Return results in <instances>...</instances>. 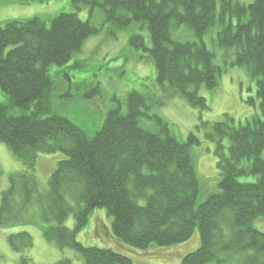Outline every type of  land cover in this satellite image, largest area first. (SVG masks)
Wrapping results in <instances>:
<instances>
[{"label": "trees", "instance_id": "1", "mask_svg": "<svg viewBox=\"0 0 264 264\" xmlns=\"http://www.w3.org/2000/svg\"><path fill=\"white\" fill-rule=\"evenodd\" d=\"M14 1L28 10L31 1L47 9L45 4L56 0ZM83 7L85 21L79 16ZM51 8L54 11L43 20L0 26V91L8 97L7 104H0V143L29 169L14 176L3 195L0 229L29 225L27 215L36 205L47 226V242L60 250H74L86 264H136L111 248L78 242L76 235L87 227L91 215L105 210L113 236L138 252L181 245L198 231L199 248L181 264H264V233L254 227L255 220H264V0H71V13ZM98 11L103 24L132 30L137 23L148 31L151 48L136 33L131 47L150 53L157 83L168 87L172 98L180 96L201 112L208 105L198 91L214 90L222 69L204 44L175 39L173 28L186 26L201 40L218 26L225 57L232 55V66L246 68L256 80L261 116L254 115L239 127L232 117H225L212 124L206 136L214 143L218 160L216 191H208V181L198 176L193 148L201 141L196 132L186 142L179 141L168 121L149 112L159 104H150L147 95L132 91L126 113L115 99V107L93 137L68 118L53 114L55 82L49 68L68 64L98 34L103 27L94 23ZM101 94L96 86L85 97ZM16 109L24 113L15 115ZM55 154L65 158L50 176L48 192L40 194L37 160L39 155ZM203 190L208 196L199 204ZM70 216L73 229L65 226ZM19 234L8 237L7 243L22 253L31 249L33 238L26 231ZM31 261L23 257L21 264Z\"/></svg>", "mask_w": 264, "mask_h": 264}, {"label": "rangeland", "instance_id": "2", "mask_svg": "<svg viewBox=\"0 0 264 264\" xmlns=\"http://www.w3.org/2000/svg\"><path fill=\"white\" fill-rule=\"evenodd\" d=\"M246 1L250 3L253 0ZM70 2L49 1L45 5L50 8L44 9L37 8V3L31 1L27 5L29 9L26 10L16 4L17 1L0 0V24L17 19L29 20L41 12H37L38 9H42L43 16L54 11L51 7L59 8L61 14L71 13ZM86 10L87 7H83L79 13L84 21L87 19L84 17ZM94 23L98 26L103 25L98 34L91 37L68 64L52 65L49 68V74L55 82L51 97L53 114L68 118L87 136L93 137L101 130L108 112L115 107V99L121 105L123 113H126L127 96L132 91L147 95L150 104L155 106L159 104L149 112L156 113L168 121L179 141L186 142L190 133L196 132L201 141V145L193 148L198 176L208 181L206 186L208 191L211 189L213 192L216 191L219 177L218 160L213 152L214 143L206 137L211 132V125L222 122L225 117H232L234 126L239 127L254 115L261 116L256 80L249 75L246 68L232 66V55L225 57L226 51L218 43L220 28L213 27L201 40L186 26L173 28L172 31L175 39L204 44L215 54V64L222 69L218 86L214 90L201 87L198 91L199 95L207 100L208 105V109L201 112L192 108L180 96L172 98L171 90L157 83V69L150 60V53L131 47L130 39L132 34L136 33L143 35L146 47L151 48L152 42L148 31L140 29L139 24H134L135 28L132 27V30H118L109 24H103L100 11L97 12ZM111 32L115 34L112 35ZM96 86L101 89V96L86 98L85 95ZM248 99H253L254 103H248ZM7 103L8 97L0 91V104ZM22 113L24 112L19 109L14 111L15 115ZM202 122L209 124L201 126ZM196 126L201 127L196 130ZM148 127L151 128L150 124ZM64 158L62 154L39 155L36 173L42 192L47 190L53 170ZM40 169L43 171L40 172ZM28 170L7 145L0 143V197L8 190L14 176ZM253 180L254 178L240 179L241 182ZM203 193L204 190L199 197V204L208 196ZM39 216L40 211L35 205L27 215L30 219L29 225L0 229V264H21L23 257L31 258L32 264H57L62 259H70L72 264H86L74 250H60L57 244L47 242L44 236L47 226L40 221ZM74 224V218L70 216L65 226L73 229ZM254 227L264 233V220H255ZM23 231L32 236V246L25 252L17 253L9 246L7 238L14 236L13 234L20 235L19 233ZM76 236L78 242L85 247L111 248L131 257L136 264H181L186 255L196 251L200 246V234L196 231L188 242L181 245L161 249L153 247L147 252H138L120 243L113 236L111 220L105 210H96L89 218L87 227L78 231Z\"/></svg>", "mask_w": 264, "mask_h": 264}, {"label": "bare ground", "instance_id": "3", "mask_svg": "<svg viewBox=\"0 0 264 264\" xmlns=\"http://www.w3.org/2000/svg\"><path fill=\"white\" fill-rule=\"evenodd\" d=\"M23 3H25L26 2V0H21ZM71 1V0H70ZM46 7H49V6H46ZM39 11H41V12H39ZM37 12H39L38 14H36L33 18H40V17H42L43 16V13H42V9H38L37 10ZM36 12V13H37ZM0 18H1V13H0ZM17 20H20L21 21V19H17ZM43 20V19H42ZM46 21V23H50V22H47V20H45ZM134 24H137V23H133V25ZM132 25V27L133 28H135L134 26ZM0 26H4L3 24H0ZM51 97H52V95H51ZM56 168V167H55ZM41 171L40 172H42L43 170L42 169H40ZM55 170V169H54ZM53 170V171H54ZM53 173V172H52ZM52 175V174H51ZM38 184H39V193L40 194H45V193H47L48 192V189H49V184H48V187H47V190L45 191V192H42L41 191V184H40V182L38 181ZM10 185V187L8 188V190L11 188V184H9ZM8 190H5L6 192L8 191ZM5 191L2 193V196L0 197L1 198V201H0V205H1V203H2V200H3V195H4V193H5Z\"/></svg>", "mask_w": 264, "mask_h": 264}]
</instances>
